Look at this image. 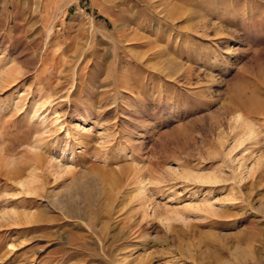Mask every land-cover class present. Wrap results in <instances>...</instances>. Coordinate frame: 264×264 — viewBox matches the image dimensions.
<instances>
[{
	"label": "rangeland",
	"instance_id": "374dc122",
	"mask_svg": "<svg viewBox=\"0 0 264 264\" xmlns=\"http://www.w3.org/2000/svg\"><path fill=\"white\" fill-rule=\"evenodd\" d=\"M0 264H264V0H0Z\"/></svg>",
	"mask_w": 264,
	"mask_h": 264
}]
</instances>
